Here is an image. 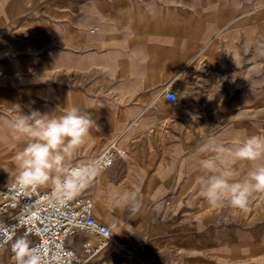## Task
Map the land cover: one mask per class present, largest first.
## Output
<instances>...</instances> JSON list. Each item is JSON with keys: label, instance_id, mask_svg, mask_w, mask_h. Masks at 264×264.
<instances>
[{"label": "crops", "instance_id": "crops-1", "mask_svg": "<svg viewBox=\"0 0 264 264\" xmlns=\"http://www.w3.org/2000/svg\"><path fill=\"white\" fill-rule=\"evenodd\" d=\"M165 86L183 98L168 101ZM72 106L96 125L71 166L115 138L125 150L88 185L112 241L81 264H264V195L246 211L214 208L196 183L208 137L236 147L264 135V0H0V189L27 142L6 122ZM252 167L234 163V179ZM132 191L138 213L111 205ZM13 255L7 246L0 264Z\"/></svg>", "mask_w": 264, "mask_h": 264}, {"label": "clouds", "instance_id": "clouds-1", "mask_svg": "<svg viewBox=\"0 0 264 264\" xmlns=\"http://www.w3.org/2000/svg\"><path fill=\"white\" fill-rule=\"evenodd\" d=\"M170 92L167 93L170 101L183 98L179 93L172 95ZM95 125L91 114L76 106L66 108L60 115L19 112L9 119L6 126L14 138L27 141L26 146L14 155L17 174L11 184L12 189L27 194L50 187L56 203H67L99 171L94 164L73 167L69 163L77 149L90 137ZM199 151L210 154L199 162L207 175L196 178L209 206H228L246 211L255 196L264 195V135L248 136L236 147L208 137ZM236 162L253 165L242 179H234L232 165ZM109 201L129 207L132 214L138 213L142 207L136 191L110 193ZM14 235V229L0 228V246L11 244L17 264H51L43 249L33 247L26 236L14 238Z\"/></svg>", "mask_w": 264, "mask_h": 264}, {"label": "built area", "instance_id": "built-area-1", "mask_svg": "<svg viewBox=\"0 0 264 264\" xmlns=\"http://www.w3.org/2000/svg\"><path fill=\"white\" fill-rule=\"evenodd\" d=\"M96 30L92 29L91 32ZM169 91L176 95L169 86H165L160 94L167 99ZM121 157L116 141H112L92 159L72 166L87 167L94 164L98 172H106ZM13 181L0 189V228L14 229V238L26 236L33 247L45 251L51 264H81L82 253L92 258L110 246L112 228L97 219L95 202L87 190L89 184L67 203L58 204L53 199L50 187L25 194L12 189ZM76 233L87 237L80 250L68 244ZM9 245L0 246V253ZM13 258L17 264L14 255Z\"/></svg>", "mask_w": 264, "mask_h": 264}, {"label": "rangeland", "instance_id": "rangeland-1", "mask_svg": "<svg viewBox=\"0 0 264 264\" xmlns=\"http://www.w3.org/2000/svg\"><path fill=\"white\" fill-rule=\"evenodd\" d=\"M161 95V94H160ZM112 141H116V143H117V148L119 149V150H121V151H124L125 152V150H124V148L119 144V142H118V139H113V140H111V141H109L106 145H108V144H110ZM121 160V159H120ZM119 168H118V166H117V163L115 164V166L111 169V171L110 172H107V173H101V172H98L100 175H98V176H100V177H102V176H105V175H108L109 173H115L117 170H118ZM111 186H113L114 187V185H107V184H105L103 187H102V190H105V193L108 191V189L109 188H111ZM44 188H47V187H44ZM94 189H95V184H94V182L91 184V186H89L88 187V193L92 196V198H93V191H94ZM94 200V199H93ZM111 205H113V206H123V205H115L114 203H112ZM10 249H11V244H10ZM12 264H14V263H12Z\"/></svg>", "mask_w": 264, "mask_h": 264}, {"label": "bare ground", "instance_id": "bare-ground-1", "mask_svg": "<svg viewBox=\"0 0 264 264\" xmlns=\"http://www.w3.org/2000/svg\"><path fill=\"white\" fill-rule=\"evenodd\" d=\"M121 153H122V157H124V152L121 151ZM122 157H121V158H122ZM103 182H104V181H103Z\"/></svg>", "mask_w": 264, "mask_h": 264}]
</instances>
